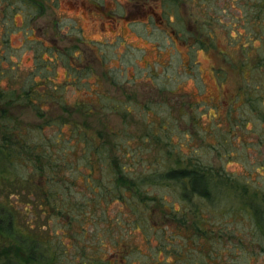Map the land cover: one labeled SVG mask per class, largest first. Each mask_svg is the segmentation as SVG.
Wrapping results in <instances>:
<instances>
[{"label":"rangeland","instance_id":"1","mask_svg":"<svg viewBox=\"0 0 264 264\" xmlns=\"http://www.w3.org/2000/svg\"><path fill=\"white\" fill-rule=\"evenodd\" d=\"M100 1L106 6L104 10L97 7L94 0H60L57 9H47L36 21L37 26L40 24L48 31L55 28V19L62 20L63 25L72 20L79 27V32L70 33L67 38L70 37L72 45L86 50L77 59L83 66L77 64V68L82 69L68 74L63 66H59L50 72L55 81L69 86L64 92L68 104L63 107L52 104L44 118H39L33 109L25 106H15L10 112L23 122V126H37L46 117H67L73 122L86 124L88 132L99 141L98 135L103 134L102 138L109 142L113 157H121V163L126 164L130 171L128 174L139 180H150L148 176L153 174L150 172L164 170L169 162L178 164L182 160L175 152L170 153L168 148L181 149L184 157L192 155L199 161L213 163L219 172L223 171L231 178L222 179L217 187V199L204 201L203 205L220 212L228 206H235L239 212L233 223L223 225L229 237L223 238L218 246L221 255L213 264H264V238L240 207L243 200L249 199L264 210V122L262 127L261 121L254 125V118L258 116L250 113L251 108L244 100L237 99L231 104L235 105L232 118H228L230 112L227 106L243 82L253 91L260 86L257 91L260 94L264 92V0H185L186 5H182L184 0H179L178 20L170 23L169 27L158 16L150 17L154 10L159 14L162 12L160 3L155 7V0H147L149 3L137 0ZM114 9L119 17H111L110 10ZM14 19L19 28L10 34L9 45L12 48L6 49L0 42V51L5 49L10 52L6 53L8 65L16 62L27 71L35 66L36 51L34 46L28 45L20 28L22 15L16 13ZM62 29L69 33L66 26ZM172 30L183 36L212 32L217 49H189L182 39L171 33ZM10 56L13 62L9 61ZM44 56L48 57L47 54ZM89 61L92 71L85 72V63ZM197 61V67L193 66L190 73L185 66ZM259 63L262 64L261 69L256 68ZM217 66L227 72V79L222 82L215 75L214 68ZM238 68L245 69V76L249 78L246 83ZM75 78L77 86L66 82ZM178 98L191 102V106L200 101L206 102L193 106L191 109L197 113L191 114L188 111L191 106H185L182 101L178 104ZM86 108L88 111H85ZM239 114H243L245 119ZM230 126L234 128L232 132ZM62 129L67 135L71 133L68 126ZM53 131L56 129H48L50 134ZM148 131L154 134L147 135ZM219 131L224 134L216 135ZM113 132L124 137L125 149L120 150L118 144L115 145V141L119 143V140L112 136ZM165 141H168V146ZM78 155L69 160L72 169L65 170L70 177L85 170ZM108 155L111 157L109 152ZM78 163L80 166H77ZM109 175L107 167L96 171L100 181L107 182ZM82 184L83 179H78L76 185H67L72 190L69 193L64 190V185L60 186L65 199L66 196L70 198L69 209L76 218L73 223L60 215L45 217L39 209H25L26 204L21 202L23 196L17 193L10 195V200L23 211L45 242L42 245L38 243L40 256L39 253V257L35 256L37 261L46 260L44 254L48 241L56 247L62 264L77 263L96 251L101 252V258L114 261L109 253L125 248L129 251L120 258L115 257L119 259L118 264H124L126 260L131 264H140L152 257L174 259L167 252L157 250L160 236L164 235L161 229H154L155 234L151 227L146 229L152 236V245H148L140 230L122 220L123 201L118 195L114 192L110 197L103 195L102 202L94 206L92 198L94 195L97 200L100 198L96 193L101 188L95 184L94 192L92 188H82ZM144 186H148L150 195L165 193L173 208L183 209L186 204L192 203L174 194L176 186L171 183L146 182ZM65 199L61 200L62 205L66 204ZM192 200L201 202L199 198ZM214 217L218 222L220 218ZM38 218L41 220L35 223ZM150 224L153 225L152 222ZM117 239L122 242L118 246L115 245ZM181 241L172 246L183 250ZM7 244L14 254L22 256V244L14 240H8ZM0 264H6L2 256Z\"/></svg>","mask_w":264,"mask_h":264},{"label":"trees","instance_id":"2","mask_svg":"<svg viewBox=\"0 0 264 264\" xmlns=\"http://www.w3.org/2000/svg\"><path fill=\"white\" fill-rule=\"evenodd\" d=\"M139 1L148 2L147 0ZM178 1L155 0V7H157V3H160L162 12L159 14L157 10H154L150 17L155 18V16H158L163 24L169 27L170 23H173L176 19L178 20L180 12ZM59 5L60 0H0V42L2 45L6 49H10L9 37L11 32L19 28L14 19L16 13H19L23 17L20 28L26 35L28 45L34 46L36 51L35 66L27 71L22 69L20 64L16 62L8 65L6 53L10 52L5 49L0 51V256L5 258L6 264H62L56 254V247L48 243L49 241L46 242L47 246L45 247L46 260L41 261L42 263L37 261L38 258L35 256H38L40 249L38 243L40 242L42 245L45 242L41 240V236L37 234L34 226L26 219L23 211L16 207L15 202L10 200V195L17 193L23 196L21 202L24 205L26 204L25 209L27 207H32L35 210L39 209V213H43L45 217L60 215L73 223L76 218L69 209L70 198L66 196L65 199L60 186L64 185V190L69 193L72 190L66 186L76 185L78 179H83L82 188H92L94 192L96 190L95 184L98 188H101L96 193L100 195V198L97 200L96 195L92 198L94 206L102 202L103 198L101 197L103 195L110 197L111 193L114 192L115 195L119 196V199L123 201L122 211L120 210L124 214L122 220L124 223L127 222L128 225L130 224L132 228L140 230L148 245H152V236L146 229L151 227L150 230H153V234H155L154 229L157 230V227L162 230L164 235L160 236L161 240H159L160 244L156 246L157 250L167 252L174 259L169 261L165 258L161 260L152 257L140 264H213L221 255L218 246L223 238L229 237V233L223 229V225L233 223L239 212L235 206H228V208L222 209L221 212L212 211L206 208L203 202L212 201L218 195L217 187L221 184L220 181L226 177L231 178V176L223 171L222 173L219 172L213 163L199 161L192 155L184 157V153L181 152L180 148V150L168 148L170 153L175 152L182 160L178 161V164L169 162L170 164L164 170L150 172V174L153 173L152 176H148L150 180L142 178L139 180L128 174L130 171L127 170L126 164L121 163V157L117 155L113 157L112 154L114 153L108 147L109 142L102 138L103 134L98 135L99 141L88 132L86 124L73 122L67 117L51 119L46 117L37 126L30 127L26 126L25 123V126H23V122H20L10 112V109L15 106H25L33 109L39 118H44L52 104L62 107L68 104L64 92L69 86L55 81L50 76V72L55 71L59 66H63L68 74H74L78 69H82L77 68V64L81 63L77 62L80 57L76 53L77 46L59 47V28L62 27V22L56 25V31H54L56 35L52 36L51 41L42 38L41 30L36 25V21L44 15L47 9H57ZM172 17L174 21H172ZM172 31L171 33H173ZM73 32H77V30L72 29L71 33ZM174 33L184 41H186V38H192L196 35L188 33L183 36L179 32L174 31ZM201 34L190 49L214 47L211 32ZM30 35L32 36L30 37ZM201 36H206V38L202 39ZM45 54L48 57H45ZM9 61L13 62L12 56L9 57ZM197 64V62H192V64L190 62L185 67H188L191 73L192 67H197ZM256 68L261 69L262 64L259 63ZM237 70H239L242 79L246 83L249 78L245 76V69L238 68ZM84 71L90 72L92 68L85 66ZM214 71L216 75L218 74L217 79L222 82L225 79L223 68L216 67ZM4 81H6L5 84ZM66 82L78 85L76 78L73 81L67 79ZM247 85L244 82L240 84L233 98L228 101V113L230 112L228 118H232L231 114L233 108H235V105L231 104L237 99L244 100L243 102L251 108L250 113L258 116L254 118L256 119V121H253L254 125L257 124V121H261L260 127H262L264 122V92L260 94L257 91L260 86L253 91ZM178 99V104L182 101L185 106H191V102L186 101L184 98ZM201 102L204 105L206 101L197 102L193 106H197ZM193 106L188 110L191 114L197 113L196 110L191 109ZM85 111H88V109L86 108ZM239 115L245 119L243 114ZM64 126L71 128L70 134L64 133L62 129ZM230 127L232 128L230 132H232L234 128ZM52 128H55L56 131H53V134L48 133V129ZM149 134L154 133L148 131L147 135ZM222 134L224 132H216V135ZM112 136L119 140V143L115 141V145L118 144L119 149H125L124 137L120 133L114 134V132ZM165 144L168 146V141H165ZM59 145L61 148H58ZM112 147L114 148V144ZM107 152L111 154V157L107 156ZM76 154H79L78 160L80 159L79 162L84 163L85 170L77 176L70 177L66 175L65 170L72 169L70 159ZM123 155L126 157L125 153ZM77 166H80V163ZM106 167L110 174L109 180L107 182L98 180L96 171L106 169ZM146 182L171 183V185L176 186L173 190L174 194L180 196L183 200H190L192 203L186 204L183 209L173 208L171 200L168 199L165 193L150 195L148 186H144ZM245 183L249 184L246 180ZM166 187L169 188V186ZM192 198H199L201 202H194ZM62 199H65L66 204L62 205ZM240 207L244 214L249 215L252 225L261 232V236L264 238L263 208L249 199L243 200ZM125 208L127 211L124 212ZM216 209L219 210V208ZM214 216L220 218L218 222H215L216 218ZM40 220L41 218H38L35 223ZM151 222L153 225L150 224ZM214 224L219 226L220 230L214 228ZM39 226L42 225L39 224ZM165 228H168V230H165ZM180 239L183 240L181 241L183 250L172 246L174 243H178ZM8 240L19 242L22 244V248L27 251L23 253V249L22 256L19 253L14 254L11 248H8V244H10V241L7 244ZM100 243L101 241L98 242V244ZM115 243L118 246L122 242L117 239ZM127 251L129 250L125 248L122 251L109 253L112 254L114 261L101 258L99 256L101 252L96 251L91 255H86L84 260L74 264H118V258ZM115 257L118 258L115 259ZM124 264L131 263L126 260Z\"/></svg>","mask_w":264,"mask_h":264},{"label":"flooded vegetation","instance_id":"3","mask_svg":"<svg viewBox=\"0 0 264 264\" xmlns=\"http://www.w3.org/2000/svg\"><path fill=\"white\" fill-rule=\"evenodd\" d=\"M139 0H137L136 2H138ZM94 2H96L97 3V7H100L102 10H104L105 9V5H103L102 3H101V1L100 0H94ZM146 3H148V2H146ZM182 5H186V2H185V0L182 2ZM49 9H51V10H55V9H52V8H49ZM116 11V9H114V10H110V13L112 14V16L111 17H119V14L117 13V12H115ZM45 14V13H44ZM122 17H124V16H122ZM40 18H42V17H40ZM40 18L38 19V20H40ZM186 17L184 16V19H185ZM172 21H174V18L172 17ZM60 22H62V20L60 21ZM59 23V20L58 19H55V28H53L52 29V31H48V30H46V29H44L43 28V26H40V24L38 25V28L41 30V34H42V38L43 39H45V40H50L51 38H52V36H54V35H56V33L54 32V31H56V25ZM72 24V25H71ZM67 27L68 29H69V33H65L64 31H63V27ZM60 30H59V41H58V43H59V47H61V46H68V45H72L71 43H69L71 40L69 39V38H67V36H69V34L71 33V30L72 29H76L77 30V32H79V27L77 26V25H75V22L74 21H70L68 24H65V25H62V27H60L59 28ZM173 33H174V31H172ZM72 34V33H71ZM194 34H196V35H194V36H192V38H186V41H184V40H182L183 42H185L186 43V45L188 46V48L190 49L195 43H196V39L199 37V35H200V33L199 32H196V33H194ZM204 33H202L201 35H203ZM211 35H212V38H213V42H214V47L213 48H208V49H214V50H216L217 48H216V40H215V35L211 32ZM207 37H208V34L206 35ZM206 36H201V38L202 39H205L206 38ZM51 41V40H50ZM64 41H66V43H63ZM117 41V40H116ZM45 43H46V41H44ZM68 42V43H67ZM97 43H102V42H97ZM119 43H121L120 41H119ZM103 44H106V43H103ZM75 46H77L76 44H74ZM89 49L92 51V46L91 45H89ZM197 48H202L203 49V47H197ZM196 48V49H197ZM179 52V51H178ZM76 53L77 54H79V55H82L83 53H86V50H84V51H82V49L79 47V46H77L76 47ZM197 63H199L198 61H197ZM81 65V64H80ZM82 66V65H81ZM85 66H90L91 67V63H90V61L89 62H87V63H85ZM218 67V66H217ZM216 68V67H215ZM214 68V69H215ZM218 68H222V67H218ZM223 70H224V72H225V75H224V77H225V79H227L226 78V74H227V72H226V69H224L223 68ZM216 75V74H215ZM218 76V74L216 75V77Z\"/></svg>","mask_w":264,"mask_h":264}]
</instances>
